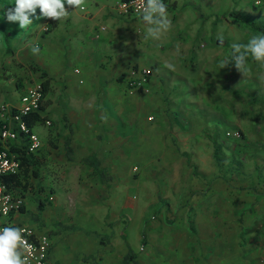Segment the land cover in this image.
I'll return each instance as SVG.
<instances>
[{"label":"crops","instance_id":"obj_1","mask_svg":"<svg viewBox=\"0 0 264 264\" xmlns=\"http://www.w3.org/2000/svg\"><path fill=\"white\" fill-rule=\"evenodd\" d=\"M124 1L85 0L82 10L65 5L70 14L60 22L45 18V27L33 35L22 40L11 35V44L21 49V61L36 69L38 77L33 82L47 84L45 108L40 112L44 119L34 125L41 147L32 156L40 170L30 177L34 189H21L24 202L12 215L14 224L52 237L53 264H259L264 187L236 189L235 179L241 180L242 175L232 172L234 164L232 170L219 172V163L228 164L233 154L229 153L232 146L213 142L214 125L223 121V114L206 101L193 110L189 94L183 95L178 88L171 109L166 106L167 84L186 86L187 79L198 74L189 71L203 68L214 55L213 48L207 51L193 46L198 35L197 6L191 2L193 8L185 7L183 0H170L176 12L167 7L172 28L154 40L147 37L148 26L141 16L138 28L133 21L138 15L124 12ZM29 42L38 43V55L31 52ZM130 66L153 69L146 91L127 88L123 78ZM45 119L50 120L49 126ZM203 136L208 137L207 142ZM173 138L179 142L180 153L174 154ZM161 155L164 167L179 159L184 171L163 175L165 182L157 192L145 191L147 207L160 201L162 207L151 222L142 218L136 227L140 237L132 241L126 236L129 225L124 219L129 212L140 210L138 195L120 186H139L144 175L132 179L131 165H147ZM250 155L257 160L256 154ZM199 163H210L215 169L207 174L188 171V164ZM48 171L52 180H85L88 176L100 181L105 188L89 192L90 202L100 207V214L103 205L112 209L90 218L89 227L66 234L44 232L45 226L38 230L33 215L27 212V201L34 210H49L36 197L51 180ZM100 174L109 177L107 183ZM260 175L264 180V168ZM156 176L153 173L148 178ZM237 197L243 198L239 202L243 204L236 206ZM48 199L52 204L53 196ZM150 228L152 232L142 236L143 229Z\"/></svg>","mask_w":264,"mask_h":264},{"label":"rangeland","instance_id":"obj_2","mask_svg":"<svg viewBox=\"0 0 264 264\" xmlns=\"http://www.w3.org/2000/svg\"><path fill=\"white\" fill-rule=\"evenodd\" d=\"M183 2L187 3L185 7L189 5L190 8H193L191 2H194L197 6L196 12L199 14L195 28L197 29L196 32L198 31V35L193 46L197 50L208 51V49L213 48L214 55L212 61L204 64L203 68L196 66L189 71L198 74L188 78L189 84L186 86L181 85L179 87L178 85L171 86L167 84L170 88V95L168 96L169 100L166 101V106L171 109V100H173L174 92L178 88L179 92H184L183 95L189 94V103L192 104L191 108L193 110L196 109L194 105L200 106V102L206 101L207 104L214 106L217 111H220L223 114H220L223 121L219 125H214V127L216 126L215 130H218H214L213 142L221 146H223V143L228 147L232 146L233 151L229 150V153L232 152L233 154L228 164L225 161V163L223 161L219 163V172L222 173L227 168L232 170V165L234 164L235 167L233 166L234 171L232 170V172L236 173V175L239 173L242 175L240 176L241 180L237 181L235 179L234 186L236 189L263 188L264 180L261 179L260 172L264 168V83H261L258 77L264 74V66L249 55L247 65L250 72L248 77L244 78L234 65H229L225 68L222 62L226 59L230 60L231 45L233 43H247L253 35L260 34L256 28L259 26L264 27V0H183ZM166 5L171 11H174L170 0H167ZM177 8L181 11V4ZM32 19L35 25L33 24L28 29L23 30L18 23H8L5 13L0 14V104L15 103L23 94L25 88L31 85L35 78L38 77L35 75L36 69L30 63L21 61L19 56L20 47L10 44V37L6 35L13 36L15 28L17 31L16 40L20 38L22 40V38L33 35L41 26L45 27V18L39 19L38 22H36V18L32 17ZM133 21L137 23L136 27L141 28L142 23L139 16L134 18ZM7 27L8 30H5ZM218 35L224 36L223 45L217 39ZM41 128L45 129V127ZM211 128L213 129V127ZM203 131L205 134L207 133L205 129ZM232 131L238 133L239 137L229 135V132ZM212 133L210 132L211 135ZM207 138V136H203L202 139L207 142ZM171 140L174 142L173 145L175 144V147L173 146L174 154L180 153L178 140L176 138ZM222 152L226 153L223 148ZM250 154H256L257 160L254 155ZM162 162L161 155L160 158H156L147 165L132 164L129 168L131 178L136 180L144 175L143 179L139 181V186L137 187L120 186V189L127 188L130 194L136 192L138 195L137 200L139 201L140 210L138 213L129 212L125 219L123 218L124 223L129 225L125 232L126 236L132 241L140 237L136 234V227L141 223L142 218L145 216L151 222V218L157 216L156 213L162 207L161 201L147 207L148 195H146L145 191L157 192L158 189H161L163 182H165L163 175L184 171V166L180 165L179 159H172L171 164H167L166 167H164ZM187 167L188 171L201 172L203 174L210 173L211 169L213 171L215 169L214 165L210 163L188 164ZM250 168L253 171H250ZM153 173L157 174L156 178H148ZM254 175L256 178H254ZM46 176L47 179H51L50 176L52 177L53 174L48 171ZM246 176L248 179H252L249 181L244 180ZM51 180H49L47 185H42L43 187L41 188L44 191L42 194H36L37 199L43 201L44 205H48L49 210H45V212H40L38 208L34 210L30 201H27V212L33 215L32 220L34 222H32L34 226H37L38 230L42 231V226H45L44 232L51 230L52 233L61 232V234H66L74 229L89 227L90 218H98L99 215L102 216L105 214L104 212L112 209L110 205H103L101 208L104 212L100 214L102 212H98L100 207H95L91 203L93 198L88 197L89 192L92 194V191L96 188H105L103 184L101 186L100 181L98 182L94 178L91 179L87 176L85 180ZM38 186H41V184L36 186L37 189ZM34 187L32 183V188L34 189ZM53 194L55 195V200ZM30 196L32 195H27V197ZM49 196H53L52 204L54 205L48 199ZM242 199L240 197L236 198V206L243 204L239 203ZM33 210L35 212H32ZM260 218L264 221V216ZM151 232V228L143 229L142 236L147 237ZM54 238L61 239V237ZM50 240L52 252L54 250L52 249V237H50ZM55 245L60 246L59 244ZM56 249L59 250L60 247ZM71 264H75V261Z\"/></svg>","mask_w":264,"mask_h":264},{"label":"built area","instance_id":"obj_3","mask_svg":"<svg viewBox=\"0 0 264 264\" xmlns=\"http://www.w3.org/2000/svg\"><path fill=\"white\" fill-rule=\"evenodd\" d=\"M121 4L126 14L141 16L137 10L139 0H125ZM152 74L151 67L130 66L123 79L127 88L146 91ZM43 99L42 81H36L25 88L15 103L0 104V229L11 226L25 230L24 239L32 246L27 253L30 255L31 264H53L50 237L45 233H37L25 225L14 224L12 215L20 210L24 202L22 190L20 187L10 188L2 178L19 173L21 166L19 154L32 155L40 149V136L34 126L28 125L26 118L40 110ZM148 119L152 120L153 117L150 116ZM44 124L49 126L50 120L45 119ZM232 134L238 136V133ZM259 252V264H264V237L260 240Z\"/></svg>","mask_w":264,"mask_h":264},{"label":"clouds","instance_id":"obj_4","mask_svg":"<svg viewBox=\"0 0 264 264\" xmlns=\"http://www.w3.org/2000/svg\"><path fill=\"white\" fill-rule=\"evenodd\" d=\"M84 4L85 0H15V7L8 8L5 16L8 23H18L21 29L26 30L34 24L31 17L48 18L60 22L70 14L65 5L82 10ZM37 9L40 10V16L36 15ZM137 10L148 26L147 37L159 40L172 28L167 5L163 0H139ZM217 39L223 45L224 36L218 35ZM29 47L33 54L38 55L41 51L38 44L29 42ZM231 50L230 60L226 59L222 63L225 68L234 65L236 70L247 78L250 72L247 65L249 55L264 66V33L253 35L247 43H233ZM168 67L173 68V65L170 64ZM76 71L78 72L79 69ZM258 79L264 83V74H261ZM24 231L20 227L11 226L0 229V264H31L30 255L27 253L32 246L24 239Z\"/></svg>","mask_w":264,"mask_h":264},{"label":"trees","instance_id":"obj_5","mask_svg":"<svg viewBox=\"0 0 264 264\" xmlns=\"http://www.w3.org/2000/svg\"><path fill=\"white\" fill-rule=\"evenodd\" d=\"M163 2L165 3L166 0H163ZM15 6V0H0V14H4L8 8H13ZM40 11V10H39ZM37 16L41 15V13L36 14ZM36 18V17H33ZM35 25V24H34ZM13 26V25H12ZM14 27V26H13ZM260 33H264V27L259 26L256 28ZM8 30V27L5 29ZM14 36H16L17 31L14 28ZM5 33V32H4ZM7 36L10 37V44H11V40L13 39V37L11 38V35L6 34ZM42 86H43V93L45 95V90L47 87L46 81L42 82ZM45 108L44 105V101L41 103L40 105V110L37 112H33L31 113L27 118L26 121L28 123L29 126H34L36 121H41L44 119V117H42L40 115L41 110H43ZM232 132H229V135L233 136ZM235 137H239V136H235ZM20 156V162H21V166H20V171L19 173L15 174V175H7L4 176L2 178L3 182L9 186L10 188H17L20 187L22 190H26V189H30L32 187V183L30 181V177L32 175L37 176L39 169L35 166L34 164V158L32 155H27V154H19ZM101 178L103 179V181L105 183L108 182L109 177L108 176H103L102 174H100ZM21 195H23V193L21 192ZM22 208V206H21ZM142 244H143V239H142ZM129 258H126L125 261H128Z\"/></svg>","mask_w":264,"mask_h":264}]
</instances>
